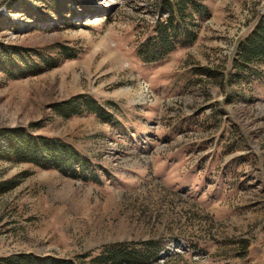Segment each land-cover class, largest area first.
<instances>
[{"label":"rangeland","instance_id":"obj_1","mask_svg":"<svg viewBox=\"0 0 264 264\" xmlns=\"http://www.w3.org/2000/svg\"><path fill=\"white\" fill-rule=\"evenodd\" d=\"M202 2L209 17L193 42L144 63L135 50L155 0H0V47L57 60L18 79L0 66V129L32 126L93 168L84 181L0 160V180L17 181L0 194V254L68 259L152 241L161 251L149 264H264V80L220 88L219 74H193L230 71L264 0ZM77 95L113 122L59 116L55 106Z\"/></svg>","mask_w":264,"mask_h":264},{"label":"trees","instance_id":"obj_2","mask_svg":"<svg viewBox=\"0 0 264 264\" xmlns=\"http://www.w3.org/2000/svg\"><path fill=\"white\" fill-rule=\"evenodd\" d=\"M158 9L150 34L136 46V56L144 63H156L172 52L186 47L195 39L197 22L209 17L202 0H155ZM66 59H73L75 51L64 49ZM38 59V63L32 61ZM6 62V63H4ZM6 64V65H5ZM57 66V60H43L33 49L15 46L0 47V66L9 78L18 79L43 72L47 66ZM196 76L219 74L218 87H248L253 82L264 80V20L257 21L243 37L236 42L230 71L224 75L204 68L193 70ZM237 91V90H236ZM110 109L115 105L107 103ZM56 113L69 118L86 112L103 123H112L113 115L93 98L77 95L55 106ZM28 128L0 129V160L31 164L43 169L70 174L81 180L91 177L93 168L69 144L58 138L32 134ZM15 179L0 180V194L15 187ZM160 248L152 241L116 243L104 245L94 251L74 258L40 256L31 253L0 254V264H149L155 260Z\"/></svg>","mask_w":264,"mask_h":264}]
</instances>
